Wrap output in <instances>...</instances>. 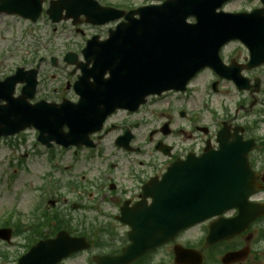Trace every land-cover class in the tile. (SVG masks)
Wrapping results in <instances>:
<instances>
[{"label": "flooded vegetation", "instance_id": "flooded-vegetation-1", "mask_svg": "<svg viewBox=\"0 0 264 264\" xmlns=\"http://www.w3.org/2000/svg\"><path fill=\"white\" fill-rule=\"evenodd\" d=\"M261 8L262 4L259 0H232L225 5V10L231 13L251 12ZM223 58L228 67L227 78H220L213 72L210 76L211 79L219 80V91L209 90L203 83L198 87V96L195 97L192 108L194 114L191 119L194 132L203 136L210 132L208 128H213L210 138L214 143L216 133L224 126L228 127L231 133H234L235 128H239L238 131H241L245 139H248V133L256 135L264 131V65L243 70L242 73L248 78L250 88L240 89L233 82L234 73L229 66L246 65L249 60L248 51L240 43L233 42L223 51ZM193 94L195 95V92ZM216 96L219 98L214 100ZM62 100L63 97L55 98L53 101L58 103ZM155 106L156 103H152L140 116L141 123L135 122L131 116L123 117V121L117 123L118 134L113 138V146L119 136L130 131L135 136V139L131 141V145L135 147L137 145L136 131L148 126L149 122L145 118L149 116L152 122L157 121V117L151 114ZM170 119L172 122L175 120L173 117ZM120 120L117 119V121ZM167 122L171 121L167 120ZM162 126L160 124L157 131ZM154 135V133L148 134L147 141L155 150L158 144H165L171 147L173 154L177 153L176 147L172 145L173 140L170 139L173 134ZM107 138L108 135L102 141ZM13 149V146L2 144L0 155L8 156ZM201 150L199 147L197 152L200 153ZM84 151L89 160H92L89 152H94L93 155H96V158L99 154L97 149ZM119 151L123 156L99 157L90 168H86L89 165L86 159L81 160L80 163L86 167L78 168V172L70 171L72 167L59 168L58 160L60 165L67 166L66 163H70L65 155L57 158L56 155H52L51 158H46L35 172L31 168L25 169L23 163L17 160L19 164L14 174L21 191L20 223L26 220L29 223L26 224L27 239H31L32 242L36 240L38 243L42 239H54L60 232L66 231L72 236L90 238L95 252L107 251L108 246L124 234L122 225L117 222V217L125 205L129 204L131 207L139 201L143 186L163 171V168H158V162L151 160L153 152L151 155L148 153L149 156L142 155L134 159L129 157L128 154L131 153L121 149ZM74 154L78 156L79 152ZM83 157H85L84 154ZM146 158L149 160L146 161ZM249 160L255 170L264 173V151L251 155ZM236 215L235 210L230 211L226 218L230 219ZM216 221L217 218L211 219L198 228L202 238L196 241L202 242H198L193 249L203 254L204 264H222L221 259L227 252L242 249H248L247 257L233 264H264V216L253 220L249 228L238 236L206 248V236L210 226ZM41 231L45 239H39ZM191 244L183 240L182 234L175 241L134 264H175L176 247L181 245L190 248Z\"/></svg>", "mask_w": 264, "mask_h": 264}, {"label": "water", "instance_id": "water-1", "mask_svg": "<svg viewBox=\"0 0 264 264\" xmlns=\"http://www.w3.org/2000/svg\"><path fill=\"white\" fill-rule=\"evenodd\" d=\"M167 28V26H166ZM195 35L186 40L185 47L181 49L179 53V61L175 64L165 62L162 58H155L156 61H160L161 64H152L151 60L146 61L147 66L137 65L133 70L131 82L113 84L108 92L101 93L94 99L101 102H111V111L116 107L127 106L129 101L135 102V105L140 104L144 97L148 94L145 86H149L154 83L162 84V88L170 86L167 82L170 76H181L183 84L202 66L209 63L208 59L217 51L211 44L200 45V40L193 39ZM200 45V46H199ZM185 58V59H184ZM189 60H195L189 61ZM179 66V67H178ZM178 69V70H177ZM132 70V66L128 68V72ZM160 81V82H159ZM162 81V82H161ZM173 86V85H172ZM170 86V87H172ZM127 91H125V89ZM128 93V94H126ZM108 111V114L111 112ZM107 112L105 113L106 116ZM191 175L184 174L183 168L177 167L173 169L167 176V179L163 183L162 190L155 194V204L147 212L146 224L141 219L137 222V225L142 227H153L160 229L162 237L161 239H152L149 241L147 248H153L165 240L172 230L176 228V223L179 220L181 227L187 226L194 222L198 217V212H195L194 208L184 206L186 198H188V191L190 188ZM182 189V192L180 190ZM204 197L203 199H207ZM202 198H200V201ZM199 201V200H198ZM193 203V201H191ZM136 229V240H141L143 231L134 225ZM34 257V253L29 255L26 264H31ZM56 260L50 264H54Z\"/></svg>", "mask_w": 264, "mask_h": 264}, {"label": "rangeland", "instance_id": "rangeland-1", "mask_svg": "<svg viewBox=\"0 0 264 264\" xmlns=\"http://www.w3.org/2000/svg\"><path fill=\"white\" fill-rule=\"evenodd\" d=\"M7 21V23H9L8 25H7V27H6V25L4 26V27H2L1 29H0V50L2 49V48H5V47H12V45H14L15 44V46H16V43H14L17 39L18 40H20V33H19V30H20V28L21 27H26V28H28L29 27V25H27V23H25V24H23V25H21V26H19V27H17V28H11V26H10V24H12V25H15V20H13V19H10V20H5V22ZM9 26V27H8ZM27 39H29V37H27ZM22 52H25L24 51V49H22ZM3 58H5V57H2L1 59H3ZM19 59H20V53H16V54H14V55H12V58H10L8 61H7V63H8V65L9 66H11L10 68H9V70L10 69H12V65L15 63V62H17V61H19ZM197 233V232H196ZM193 235H195V232L193 233Z\"/></svg>", "mask_w": 264, "mask_h": 264}]
</instances>
